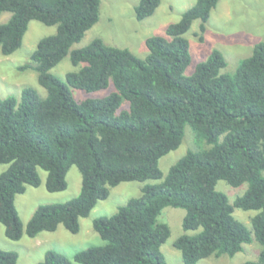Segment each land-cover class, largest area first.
I'll return each mask as SVG.
<instances>
[{"label":"trees","instance_id":"16d2710c","mask_svg":"<svg viewBox=\"0 0 264 264\" xmlns=\"http://www.w3.org/2000/svg\"><path fill=\"white\" fill-rule=\"evenodd\" d=\"M101 0H0V50L18 49L31 19L56 25L41 37L30 54L32 63L18 65L37 72L46 90L22 88L21 97L0 96V223L4 234L18 240L63 225L77 233L79 219L89 214L110 188L124 181L161 179L141 186L110 215L93 218L92 227L104 240L76 251L79 264H170L161 245L170 234L157 217L165 206L185 210L182 229L173 242L183 264L201 258L229 257L252 239L261 246L257 258L243 264H264V41L253 46L232 73L213 48L191 74L189 41L184 36L199 20V39L218 0H195L165 35L145 38L147 55L140 58L126 47L107 44L101 37L70 49L98 21ZM160 0H137L138 20L150 16ZM75 70L62 79L50 72L63 57ZM113 89L101 97L78 100L73 89L91 92ZM127 104L123 107V104ZM189 125L198 142L164 175L159 159L176 149ZM221 137V139H220ZM75 165L81 175L79 193L62 202L39 204L27 220H20L14 199L26 185L38 186V168L47 172L45 188H66V172ZM218 180L246 189L232 202L215 188ZM234 207L258 212L251 230L233 215ZM188 230L195 231L187 233ZM17 253L0 248V264H16ZM36 264H73L63 253L48 249Z\"/></svg>","mask_w":264,"mask_h":264},{"label":"rangeland","instance_id":"374dc122","mask_svg":"<svg viewBox=\"0 0 264 264\" xmlns=\"http://www.w3.org/2000/svg\"><path fill=\"white\" fill-rule=\"evenodd\" d=\"M137 0H101L98 21L93 24L84 36L74 42L70 49L87 45L93 38L101 37L105 43L126 47L140 58H144L148 51L145 38L149 35H165L168 24L176 22L181 13L191 6L195 0H160L154 13L138 20L134 16L133 6ZM10 16L9 11L0 14V23L5 22ZM56 25H46L38 20L31 19L18 49L8 55L0 50V96H15L20 99L22 88L34 87L42 97L46 90L37 82V72L29 67L19 70L18 65L32 63L30 54L37 41L55 33ZM199 20H194L184 36L189 41L190 63L185 69V74H191L198 62L205 60L213 48L223 54L226 64L220 68V73H232L239 61L252 53L253 46L259 41H264V0H218L211 10L206 21V29L199 39ZM69 60V54L63 57L50 72L64 79L66 72L77 69ZM113 89L110 83L106 88L85 92L73 89V95L78 100L87 97H101ZM127 104H123L126 107ZM221 139V137H220ZM208 145L198 142L189 125H185L184 134L180 145L162 156L158 161L160 170L165 175L169 167L189 149H201ZM7 164H0V172ZM40 184L38 186L26 185L23 193L15 195L14 203L20 220L25 227L34 209L39 204L62 202L76 196L81 187V175L75 165H71L66 172L67 186L60 191L51 192L45 188L47 172L38 168ZM161 179H146L144 181H124L110 188V193L105 199L98 200L89 214L80 217V228L77 233L68 231L63 225H58L54 231H41L34 237L25 233L18 240H11L4 234V225L0 223V248L12 250L17 253L16 264H36L42 260L46 250L53 249L63 253L73 264L76 251L90 245L103 244L104 240L92 227V220L102 215H110L117 207L124 204L129 198L140 195V188L145 183L159 182ZM215 188L224 192L229 201L244 192L246 183L237 187L228 185L225 180H218ZM258 212L255 209H242L234 207L233 215L251 230V218ZM185 210L181 207L165 206L157 219L165 222L170 228V234L161 245V250L170 264H183L180 251L173 245L174 240L184 232L182 218ZM195 231L188 230L187 233ZM260 244L254 239L245 243L243 250L229 257L222 254L219 257H206L198 260L196 264H243L245 260L257 258Z\"/></svg>","mask_w":264,"mask_h":264}]
</instances>
